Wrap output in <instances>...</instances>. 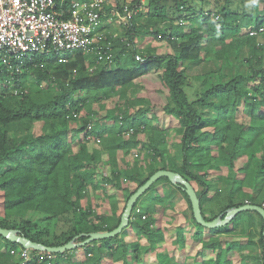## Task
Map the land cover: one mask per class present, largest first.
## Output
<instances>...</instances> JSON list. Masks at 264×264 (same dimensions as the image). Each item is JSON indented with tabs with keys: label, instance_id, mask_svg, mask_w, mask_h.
<instances>
[{
	"label": "trees",
	"instance_id": "obj_1",
	"mask_svg": "<svg viewBox=\"0 0 264 264\" xmlns=\"http://www.w3.org/2000/svg\"><path fill=\"white\" fill-rule=\"evenodd\" d=\"M195 1L133 0L129 9L146 6L148 14L139 10L121 32L112 30L116 35L108 38L114 53L110 61L80 51L65 60L54 53H34L23 58L17 71L0 60L2 227L18 229L46 246L83 242L89 233L116 228L127 203L120 208L113 202L100 213L93 200L85 203L89 190L107 193L106 185H113L128 191L127 179L135 184L129 199L160 169L175 171L192 184L206 220L247 203L264 208V32H246L264 26V0H251L252 10L247 0H241L242 8L233 0H214L222 3L214 11L220 16L217 21ZM115 3L124 10V0ZM213 53L217 70L197 76L201 93L190 100L188 68ZM138 86L146 94L132 100L128 91H138ZM117 94L114 107L96 119L97 106L105 107ZM158 107L177 123L179 142L172 153L166 150L168 130L155 125ZM143 148V156L127 162L128 155ZM242 157L246 159L238 165ZM158 160L161 166L155 164ZM100 162L110 165L109 175L100 171ZM159 185L163 197L156 190ZM176 191L188 203L191 239L201 245L188 253L185 228L179 225L172 241L177 256L163 249L170 228L156 224L152 206H142L136 215L144 197L147 203H163ZM216 196L227 202L208 214L207 201ZM192 213L182 185L162 177L137 200L120 234L62 253L30 249L27 264H103L105 255L113 264H264L260 212H241L215 228L199 224ZM129 233L135 237L130 242L125 240ZM22 248L0 234V264H21L11 251ZM151 254L156 259L152 263Z\"/></svg>",
	"mask_w": 264,
	"mask_h": 264
},
{
	"label": "built area",
	"instance_id": "obj_2",
	"mask_svg": "<svg viewBox=\"0 0 264 264\" xmlns=\"http://www.w3.org/2000/svg\"><path fill=\"white\" fill-rule=\"evenodd\" d=\"M140 8L125 6L121 11L110 0H71L69 4L66 0H0V60L9 70L17 71L23 58L34 53H54L65 60L67 54L80 51L93 54L97 61H110L114 53L108 38L116 34L107 24L112 19L125 26ZM204 14L214 21L220 17L209 11ZM246 32L259 35L264 26H251ZM11 253L21 264L32 259L26 248Z\"/></svg>",
	"mask_w": 264,
	"mask_h": 264
},
{
	"label": "rangeland",
	"instance_id": "obj_3",
	"mask_svg": "<svg viewBox=\"0 0 264 264\" xmlns=\"http://www.w3.org/2000/svg\"><path fill=\"white\" fill-rule=\"evenodd\" d=\"M113 2V0H110ZM133 0H124V4H126L125 6H129L132 3ZM145 0H141V2H144ZM234 4L236 6L239 5L240 8H242V6L244 4L241 3V0H233ZM116 4V3H115ZM144 4V3H143ZM193 4L198 8V9H206L205 11L208 10H212L213 13L215 10H217V8H219V6L222 3H216L214 0H196L195 2H193ZM117 5V4H116ZM247 7L252 10V1L251 0H247L246 3ZM124 6V7H125ZM140 10H142V12L144 14H148L149 8L148 7H141ZM210 12V11H209ZM258 12H261L260 10ZM184 24H186V26H188V22L186 20L183 21ZM107 28H111L113 31H115L116 33L121 32L122 30V26H120V24L116 21L111 19V22L107 24ZM124 30V29H123ZM150 42V39H149ZM154 42L158 43L160 46H165L166 42L163 41H159V40H155L153 39V41L151 42V44H154ZM147 44V43H146ZM214 53L210 54L206 59H204L203 61H201V63H198L196 65H191L190 68H188V76H189V84L186 88V91L189 95L190 100H194L196 99L197 96L200 95L201 93V89H202V82H200L197 78L198 75H202L205 73H208L210 71H214L217 70V67L215 65L214 62ZM232 57L234 58V54L232 52ZM240 70H244L245 67L244 66H240L239 67ZM217 74H215V79H217ZM150 79L152 81H154L153 76L150 77ZM146 94V90H141L140 86H138V91L129 89L128 91V95L130 98L136 99L138 96L140 95H145ZM118 94L115 96V98L113 99H108L106 102V106L105 107H101L100 105L97 106L98 109V113L95 115L96 119H102L105 117L106 115V111L107 108H113L115 105V102L118 100ZM124 99L120 100V102H123ZM156 115L158 117V122H155V125H158L162 128H164L165 130H168V134L166 136V141H167V147L166 150L168 153H172L173 151V145L176 142H179V137L176 133V125L177 123L175 122V120H171V118L169 116H167L164 112V110L161 107H158L156 109ZM212 117H215V113L212 112ZM248 120V118L246 119ZM38 127L34 128V132L37 134L39 133ZM141 136L143 137L144 135L141 134ZM145 138V137H143ZM146 151L143 149L141 150H137L134 153H132L131 155H128L126 157L127 162H132L133 160H135L137 157H139V154L141 153V155L145 153ZM214 153H216L215 148L213 150ZM138 154V156H137ZM142 155V156H143ZM141 157V156H140ZM245 157H242L239 159L238 161V165H241L243 160H245ZM155 164L157 166H161L163 164L162 161L158 160L155 162ZM100 171L102 173L108 174L110 173V165L108 163H103L100 162ZM224 172H227V169L224 168ZM217 175H213L210 178L213 180H218ZM124 184H128L127 186L129 187L128 191H123V190H119L118 188L114 187L113 185H106L107 186V193H104L103 191H96V192H91L90 190L87 192V196L85 199V203L88 204L91 200H93V207H95V210H97L98 212L102 213V212H107L108 209L110 210V206L113 202H116L117 205L122 208L123 205L127 202V197L131 191L132 188L135 187V184L128 181L127 179L123 180ZM157 192L159 193V195L161 197L165 196V190L163 189V185H159L156 188ZM246 191H249V189H245ZM109 194V196L107 195ZM215 192L214 190H211L209 192V196H214ZM225 194V193H224ZM110 195H112V197H110ZM225 196V195H223ZM226 198V197H225ZM227 202V198L223 199L220 198V196H216L214 198H212L211 200L207 201V213L210 214L211 211L214 212H218L220 210L221 207L225 206ZM148 205H151L153 208V211L155 212V215H157V225H166L167 227L170 228V233L168 234V239L165 243V245H163V249L165 248L166 250H168L170 253H173L177 256L176 253V249L175 246L172 244L173 239L176 236V228L179 225H183L185 228V236L188 239V244H187V251L188 253H195L200 247V243H193V240L191 239L192 237V232L194 227L191 224L190 221V212H189V208H188V203L186 198L183 196V194L180 191H176V193H174V196L168 200V201H164L163 203H147V199L144 197L139 205V210H136V215L139 213H142V206L146 207ZM220 214H218L219 216ZM209 232L206 231L205 233V238H208L210 235H208ZM132 239H135L134 235H132L131 233L127 234L125 236V240H127L128 242H130ZM81 251L77 252V256L81 257ZM234 257L237 258V256L235 255ZM149 262H155V255H149ZM103 264H113L112 261L109 259L108 256H104V261ZM119 264V263H118ZM140 264H144V263H140Z\"/></svg>",
	"mask_w": 264,
	"mask_h": 264
},
{
	"label": "water",
	"instance_id": "obj_4",
	"mask_svg": "<svg viewBox=\"0 0 264 264\" xmlns=\"http://www.w3.org/2000/svg\"><path fill=\"white\" fill-rule=\"evenodd\" d=\"M162 177H168L169 180L176 184H181L182 187L187 192L192 208L195 219L197 222L207 228H215L217 226H223L229 223L235 216L240 214L241 212L245 211H252L255 210L257 212H260L264 218V208L257 205V204H245L238 207H232L226 209L225 212L220 214L218 217L212 219V220H206L205 217L202 214L201 204H200V198L192 186V184L184 179V177L179 173L167 170V169H160L156 171L154 174H152L147 181L144 182L143 185H141L127 200L125 209L121 215V221L119 225L114 228L111 231L107 232H92L89 233L87 238L83 242L76 243L75 239L60 245V246H46L44 244L32 241L30 238L26 237L24 234H22L18 229H9L4 228L0 225V234L10 240L11 242L17 243L23 248L26 249H35V250H43L48 251L51 253H62L67 250H73L79 246H84L88 243H91L92 241L103 239V238H111L118 234H120L125 228L128 227L131 219V214L133 211V208L135 206V203L137 200L160 178Z\"/></svg>",
	"mask_w": 264,
	"mask_h": 264
},
{
	"label": "crops",
	"instance_id": "obj_5",
	"mask_svg": "<svg viewBox=\"0 0 264 264\" xmlns=\"http://www.w3.org/2000/svg\"><path fill=\"white\" fill-rule=\"evenodd\" d=\"M150 42H152V41H150Z\"/></svg>",
	"mask_w": 264,
	"mask_h": 264
}]
</instances>
